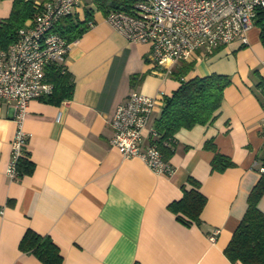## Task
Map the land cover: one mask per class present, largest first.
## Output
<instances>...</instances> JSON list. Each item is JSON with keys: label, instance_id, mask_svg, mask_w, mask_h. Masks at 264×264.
<instances>
[{"label": "crops", "instance_id": "0c3cea01", "mask_svg": "<svg viewBox=\"0 0 264 264\" xmlns=\"http://www.w3.org/2000/svg\"><path fill=\"white\" fill-rule=\"evenodd\" d=\"M9 9L10 0L0 1V16ZM87 24L64 60L74 79L72 97L59 104L41 97L28 102L22 159L32 166L15 180L5 169L16 123L12 107L0 101V264H44L20 250L26 229L48 235L61 264H242L224 249L261 174L259 27L248 29L246 44L233 40L211 52L195 50L164 77V68L148 58L149 43L128 41L101 10L93 9ZM211 73L228 75L230 84L212 122L175 133L170 174L155 172L137 156L123 157L110 144L114 110L132 90L170 94L180 81ZM161 108L155 106L150 125ZM142 135L148 143L147 129ZM208 141L233 165L213 170ZM189 176L199 181L205 203L199 222L186 224L169 205L181 198L182 185L190 187ZM257 206L264 213V192ZM214 228L219 231L211 242Z\"/></svg>", "mask_w": 264, "mask_h": 264}, {"label": "built area", "instance_id": "2783aa9c", "mask_svg": "<svg viewBox=\"0 0 264 264\" xmlns=\"http://www.w3.org/2000/svg\"><path fill=\"white\" fill-rule=\"evenodd\" d=\"M87 5V0H34V16L18 29L6 49L0 48V101L12 107L16 123L5 169L9 180L20 174L18 162L26 144L22 123L28 102L51 92L44 67L50 62L64 63L70 46L54 26L64 16L84 17ZM123 6L125 9H110L105 14L107 22L128 41L149 43L148 58L164 68L165 77L173 62L188 59L197 49L211 52L233 40L246 44L255 11L264 7V0H127ZM159 103L161 92L146 95L132 90L114 110L110 144L123 157L137 156L155 172L170 174L173 168L159 148L142 141L145 129L149 138L156 136L150 120ZM260 133L264 143V115ZM258 169L264 172V154ZM218 231L212 229L208 240L213 242Z\"/></svg>", "mask_w": 264, "mask_h": 264}, {"label": "trees", "instance_id": "16d2710c", "mask_svg": "<svg viewBox=\"0 0 264 264\" xmlns=\"http://www.w3.org/2000/svg\"><path fill=\"white\" fill-rule=\"evenodd\" d=\"M3 1V0H0ZM34 0H10V9L6 15L0 16V48L6 49L17 37L18 29L24 22L34 16ZM84 8V19L70 15L61 18L54 26L68 42L78 38L87 28L93 9L107 13L110 9H125L127 0H91ZM254 24L259 27L260 42L264 46V7L255 11ZM191 64L186 65L189 69ZM47 82L52 85L51 92L42 96L44 100L59 104L72 97L74 79L71 72L62 62H50L44 67ZM230 84L226 74L211 73L206 76H195L180 81L179 85L170 93L162 95V108L153 121L155 137L149 142L155 144L165 160L173 152L175 133L180 128H191L196 124H206L213 121L216 110L223 98L225 87ZM264 89V88H263ZM213 148L212 142L205 143ZM214 149V148H213ZM213 170L223 171L233 162L228 156L214 149L211 159ZM31 163L22 158L18 162L20 173L29 171ZM189 188L182 185V196L169 206L186 224L199 222V215L205 203V196L198 190L199 181L187 177ZM264 192V172L250 190L247 197V208L239 224L232 232L231 238L224 249L225 255L231 261L242 264H264V213L257 203ZM19 248L25 252H32L44 264H61L62 255L58 246L48 235L39 234L32 229H26L20 241Z\"/></svg>", "mask_w": 264, "mask_h": 264}, {"label": "rangeland", "instance_id": "374dc122", "mask_svg": "<svg viewBox=\"0 0 264 264\" xmlns=\"http://www.w3.org/2000/svg\"><path fill=\"white\" fill-rule=\"evenodd\" d=\"M90 1H91V0H87V3L90 4V3H91Z\"/></svg>", "mask_w": 264, "mask_h": 264}]
</instances>
